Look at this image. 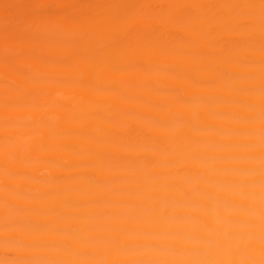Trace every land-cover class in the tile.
Returning a JSON list of instances; mask_svg holds the SVG:
<instances>
[{
    "label": "snow or ice",
    "instance_id": "snow-or-ice-1",
    "mask_svg": "<svg viewBox=\"0 0 264 264\" xmlns=\"http://www.w3.org/2000/svg\"><path fill=\"white\" fill-rule=\"evenodd\" d=\"M197 10H210L211 17H204ZM258 10V17H257ZM260 32V194H259V259L251 258L253 241L256 239L255 205L244 200L234 201L225 193L232 189L230 183L222 190H210L205 175L190 170L194 177L191 183H177L169 188V208L155 206L152 215L145 219L136 217L131 229L115 227L102 238L87 236L82 239L84 247L66 248V257L48 258L17 255L12 259H0V264H264V0L258 3L197 4L172 0L168 3H151L149 0H0V63L4 68L3 106L7 113L31 110L41 113L38 118L29 117L17 124L13 117H5L6 145L15 139H23L13 160L24 164L36 163L32 153L44 151L53 145L50 138L59 134V129L44 113L50 108L61 110L57 88L74 86L93 88L98 93H118L125 103L140 102L141 97L133 94L130 80L121 81V86L102 83L106 74L123 76L134 72H160L173 79L199 86L193 80L192 70L183 65L158 63L159 56H187L199 53L201 42L224 51L218 36L221 33H244L249 39L257 26ZM183 26L194 34L190 39H172L171 28ZM253 63L251 59L247 61ZM57 66L63 70L56 71ZM218 79L225 78L227 71L209 65ZM167 91L171 103L161 105L166 112L163 118L153 119L147 125L133 127L141 119L140 113L116 109L115 117L87 112L71 113L73 118L85 119L91 115L113 120L112 129L105 131L95 143L99 147L90 153L96 165H104L110 153L103 145H115L127 152L161 151L160 141L144 129L167 127L176 117L172 104L190 102L179 88H158ZM254 91L253 87L243 89ZM249 114L255 105L246 104ZM29 130L20 137L9 136L7 129ZM120 129L125 134H120ZM47 133V134H46ZM6 152L5 176L16 175L10 171ZM196 158L193 157V160ZM246 175V170L233 169ZM175 174L182 176L183 168ZM32 180L41 178L32 176ZM255 180H242L241 187L254 184ZM20 200H31L35 194L16 190ZM151 199L156 200L153 195ZM8 210L2 228V243L8 255L23 249L46 247L45 244L26 243L17 238L18 231H62L63 227L51 218V210L41 206L26 215V209L16 207L9 200L4 202ZM236 209L239 215L221 214L222 210ZM40 216L48 219L41 221ZM211 216L214 226L205 217ZM161 237H172L201 247L191 250L187 258L143 257L144 248L166 250L169 245L157 243ZM102 239L106 250L127 259L100 258L89 245ZM215 250V251H214Z\"/></svg>",
    "mask_w": 264,
    "mask_h": 264
},
{
    "label": "bare ground",
    "instance_id": "bare-ground-1",
    "mask_svg": "<svg viewBox=\"0 0 264 264\" xmlns=\"http://www.w3.org/2000/svg\"><path fill=\"white\" fill-rule=\"evenodd\" d=\"M11 2V0H10ZM151 3H168L172 0H149ZM183 3L226 4L258 3L259 0H181ZM204 17H211L210 10H197ZM258 17V10H257ZM172 39H190L194 34L183 26L170 29ZM224 51L201 42L199 53L187 56H159L158 63L183 65L191 68L193 80L201 81L199 86L190 82L173 79L160 72H134L123 76L106 74L102 83L116 84L130 80L133 94L140 96V102L125 103L118 93H98L93 88L62 86L56 89L61 110L50 108L46 115L58 129L59 134L50 138L53 147L32 153L36 163L24 164L13 160L23 139H15L6 145L5 117H13L17 124L26 119L38 118L41 113L22 110L7 113L3 106L4 68L0 63V225L3 224L7 209L5 200L16 207L26 209V215L32 216L33 210L46 206L51 210V218L62 231L28 232L18 231L17 238L26 243L45 244L46 247L23 249L19 253L8 255L0 243V259H12L17 255L48 258H88L66 257L65 249L84 247L82 239L87 236L103 237L115 227L133 228L134 219H145L152 215L153 208H169V188L177 183H191L194 177L190 170L205 175L209 180V189L222 190L230 183L232 189L225 193L228 198L241 202L244 200L255 205L256 239L253 241L251 258L259 259V194H260V32L257 26L249 39L244 33H221L218 36ZM254 61L248 63V60ZM209 65H215L228 75L218 79ZM56 71H62L57 66ZM253 87L254 91L243 89ZM158 88L175 89L190 98V102L172 104L176 117L167 127L144 129L149 135L160 141L161 151L127 152L115 145H103L110 153V159L104 165L92 162L90 153L99 147L95 138L113 128V120H105L91 115L88 118H73L71 113L82 111L115 117L116 109H126L140 113V121L133 125L139 128L153 119L163 118L166 112L161 105L171 103L169 92H156ZM255 105L249 114L244 107ZM9 136L20 137L29 130L21 128L7 129ZM47 134V133H46ZM124 135L125 130L120 129ZM6 152L10 171L14 176H5ZM193 157L196 159L193 160ZM177 168H183L184 174L177 176ZM233 169L246 170V175L233 172ZM36 176L40 180H32ZM242 180H255L254 184L241 187ZM30 191L35 194L31 200H20L16 190ZM155 195L156 200L151 199ZM221 214L237 216L236 209L222 210ZM41 221L47 216L38 217ZM206 221L214 226L211 216ZM3 232L0 228V240ZM157 243L169 245L166 250L156 251L144 248L140 256L156 258H187L191 250L201 247L187 241H177L172 237H161ZM100 258L127 259L114 252L107 251L102 239L89 245ZM215 251V250H214Z\"/></svg>",
    "mask_w": 264,
    "mask_h": 264
}]
</instances>
